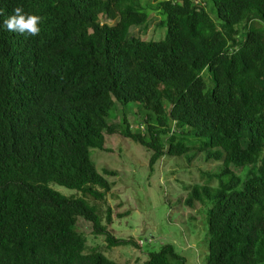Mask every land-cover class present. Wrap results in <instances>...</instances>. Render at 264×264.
I'll use <instances>...</instances> for the list:
<instances>
[{
  "label": "trees",
  "instance_id": "16d2710c",
  "mask_svg": "<svg viewBox=\"0 0 264 264\" xmlns=\"http://www.w3.org/2000/svg\"><path fill=\"white\" fill-rule=\"evenodd\" d=\"M142 1L0 0V264H120L89 251L81 218L111 247H139L108 230L100 203L118 173L91 160L119 128L151 171L217 163L180 198L211 204L205 264H264V0ZM16 7L39 35L6 29ZM148 8L165 38L141 36ZM129 104L136 131L111 116ZM186 262L167 243L143 264Z\"/></svg>",
  "mask_w": 264,
  "mask_h": 264
},
{
  "label": "rangeland",
  "instance_id": "374dc122",
  "mask_svg": "<svg viewBox=\"0 0 264 264\" xmlns=\"http://www.w3.org/2000/svg\"><path fill=\"white\" fill-rule=\"evenodd\" d=\"M142 3L146 7V0ZM147 13L152 14V9L148 8ZM139 32L148 40H160L165 38L167 27L162 25V17L156 12ZM127 106L124 110L118 106L111 116H117L115 120L120 122L126 114L132 130L136 131L142 123L141 118L133 108L135 105ZM120 130L116 135L107 136L105 147L108 151L96 149L91 160L100 172L108 168L118 173V176L109 178L114 185L106 202L100 203L103 216L111 210L112 224L108 230L120 239L140 240L139 247H111L106 236L95 234L92 224L81 218L79 226L87 238L89 251H101L120 264H143L149 252L170 243L186 257V264H205L208 254L207 214L211 204L207 201L193 210L180 198L188 196L186 186L205 184L207 181L201 171L210 174L218 164L197 159L195 168L187 169L185 161L167 158L151 171L149 154L140 144L123 137ZM53 188L63 195L80 197L76 191L60 186Z\"/></svg>",
  "mask_w": 264,
  "mask_h": 264
},
{
  "label": "clouds",
  "instance_id": "9594fccd",
  "mask_svg": "<svg viewBox=\"0 0 264 264\" xmlns=\"http://www.w3.org/2000/svg\"><path fill=\"white\" fill-rule=\"evenodd\" d=\"M0 15H3L2 10H0ZM40 19L36 15H26L23 13L21 7H16L13 10V15L3 21V25L11 32L27 33L31 36H37L40 32V28L38 27Z\"/></svg>",
  "mask_w": 264,
  "mask_h": 264
}]
</instances>
